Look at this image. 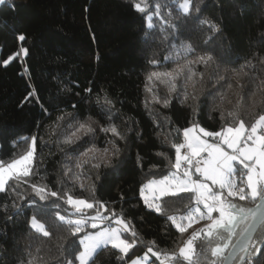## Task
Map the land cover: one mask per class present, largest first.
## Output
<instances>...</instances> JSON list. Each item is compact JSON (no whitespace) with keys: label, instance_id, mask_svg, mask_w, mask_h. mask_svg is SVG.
Returning a JSON list of instances; mask_svg holds the SVG:
<instances>
[{"label":"trees","instance_id":"obj_1","mask_svg":"<svg viewBox=\"0 0 264 264\" xmlns=\"http://www.w3.org/2000/svg\"><path fill=\"white\" fill-rule=\"evenodd\" d=\"M180 2L7 0L0 5V159L19 157L28 149L31 137L36 136L38 175L33 181L43 177L40 182L54 191L72 189L75 197L104 201L110 209L122 212L139 234L136 247L129 253L131 258L145 253L150 241H155L154 250L161 252L175 251L182 246L181 241L187 234L180 237L165 216L150 211L140 196V188L148 180L160 179L175 171L169 163V158L175 159L171 143L182 141L184 128L196 123L207 130H219L225 123L219 111L214 110L219 94L210 95L216 91L215 79H209L211 70L205 73V86L195 105L191 99L181 102L183 90L179 96H169L163 85L149 84L148 74L176 69L179 45L191 40L198 52L207 51L216 58L218 71L229 78L234 89L237 73H247L240 78L245 97L264 81V63H261L264 0H192L189 16H183L179 10ZM137 3L147 5L152 15L154 28L147 41L146 16L135 10ZM157 5L159 14L155 12ZM196 7L200 8L199 13ZM199 20L216 24L220 31L209 33L208 26ZM169 22L179 24L178 34L168 28ZM208 34L213 35V40L204 44ZM20 35L25 36L24 41L18 39ZM21 48L28 49L27 56H16L6 66L2 63ZM170 55L173 58L166 60ZM150 60L157 61V65L150 64ZM196 71L205 70L203 66H196ZM146 85L161 100L168 97L170 106L164 108L150 102L152 93L146 91ZM187 91L191 94V87ZM229 96L235 99L231 93ZM105 98L111 103L105 104ZM146 101H149L147 106ZM261 114L264 108L241 113L248 125ZM59 116L65 117L61 123L66 131H71L72 125L92 124L97 129L95 139L84 137L72 146L59 144L50 134ZM109 123L115 124L124 136L123 140L116 141L120 155L112 157V167L102 165L99 170H91L92 179L84 181V189L73 186L63 174L64 165H74L75 157L93 145L100 149L110 147L106 144L108 137L99 131L100 126L106 127ZM236 166L238 175L245 171L241 165ZM97 172L99 179H96ZM9 183L15 187L14 182ZM18 191L28 199L33 198L26 185H21ZM14 202L20 208L19 215ZM234 202L246 208L255 206L250 200ZM59 203L63 214L73 211L62 201ZM163 206L168 214H184L195 204L191 193H181L177 197H165ZM33 212L27 201H21L11 190L0 193V264H22L31 258L30 252L36 255L40 240L28 226ZM38 218L56 231L48 216L38 214ZM203 223L206 222L194 227L199 228ZM245 226L236 227L231 244L240 239ZM124 236L132 239L130 234ZM253 239H264V224L259 225ZM215 243L224 241H214L213 246ZM195 246L194 260L199 259L200 264H213V261L220 264L210 250H204L205 240H197ZM228 251L231 247L225 250V255ZM39 255L47 258L46 246ZM243 255L240 252L233 264H240ZM258 259L264 264V253ZM96 264H124V261L117 259L115 250H109L98 257ZM180 264L186 262L180 258Z\"/></svg>","mask_w":264,"mask_h":264},{"label":"snow or ice","instance_id":"obj_2","mask_svg":"<svg viewBox=\"0 0 264 264\" xmlns=\"http://www.w3.org/2000/svg\"><path fill=\"white\" fill-rule=\"evenodd\" d=\"M6 3L7 0H0V5ZM178 7L183 16H189L193 9L192 0H182ZM134 8L146 16L147 41L150 31L154 28L152 15L149 14L147 5L137 3ZM195 11L199 13L200 8L196 7ZM155 12L159 14V5L156 6ZM199 23L206 24L209 33L220 31L216 24L208 20H199ZM167 26L178 34V23L169 22ZM18 39L24 41L25 36L20 35ZM212 40L213 35L208 34L203 43L208 44ZM21 54L27 56L28 49L21 48L15 56L10 55L2 63L6 66ZM172 58L171 55L165 57L166 60ZM181 59L183 63H179ZM149 63L155 66L158 62L150 60ZM177 63L178 67L172 71L150 72L147 77L149 84L158 82L167 89L169 96H179L183 90L181 102L186 103L191 99L195 105L205 86V73L211 70L209 79H215L216 91L210 95L219 94V101L214 105V110L219 111L221 120L225 122L219 130H207L196 123L184 128L182 141L173 140L171 143L175 159L173 161L169 158V163L175 171H170L163 179L149 180L140 188V196L150 211L165 216L166 222H170L180 237L187 234L186 239L181 241L182 246L175 251L161 252L154 250L157 245L155 241H150V246L143 256L134 259L129 257V253L137 245L139 234L131 221L124 218L122 212L117 213L114 208L110 209L104 201L75 197L72 195V189L54 191L46 183L40 182L43 177L37 182L33 181V177L38 175L35 166L37 137L33 136L28 149L19 157L7 161L0 159V193L11 190L21 201L26 200L28 206L34 209L28 226L40 240V246L36 248V255L30 252L31 258L22 264H51L52 261H55V264H96L98 257L109 250H115L117 259L124 261V264H128L129 260L130 264H180V258L186 264H200L199 259H193L197 255L195 242L199 239L206 241L204 250H210L211 256L218 258L220 264H233L240 252L244 253L240 256V264H260L258 257L264 253V239L254 241L253 237L258 226L264 224V114L248 125L241 113L264 108V81L245 97L241 91L243 84L240 83V78L247 73H237L234 89L229 78L218 71L216 58L207 51L198 52L191 40L179 45ZM261 63H264V58ZM196 66H203L205 71L197 72ZM189 87L192 89L191 94L187 91ZM225 89L228 91H224ZM146 91L152 93L150 102L160 104L164 108L170 106L171 100L168 97L161 100L153 92V88L147 85ZM229 93L235 97L234 100L230 98ZM97 102L99 103V100ZM104 103L111 102L105 98ZM147 103L149 101H146V106ZM64 119V116L57 117L56 123L51 126L50 134L57 138L59 144L72 146L84 137L95 139L97 129L92 124L85 122L72 125L71 131H66L61 123ZM99 131L108 137L106 144L110 147L100 149L93 145L75 157L74 165H64L63 174L73 186L78 185L84 189V181L92 179L89 175L91 170H99L102 165L112 167V157L120 155L121 150L116 141L123 140L124 136L118 127L109 123L106 127L100 126ZM165 139H168V136ZM64 150L62 147L61 151ZM236 163L245 170L242 174L238 175ZM193 175L197 178L193 179ZM99 178L97 172L96 179ZM10 181L14 182L15 187ZM21 185L31 189L32 199L18 191ZM91 190L94 194V183ZM146 191L153 192L151 202L145 195ZM181 193H191L195 207L189 208L184 214H168L163 206L164 198L177 197ZM236 200H250L255 206L246 208L235 203ZM60 201L73 211L63 214ZM13 207L17 208L19 215L20 208L15 202ZM38 214L48 216L56 231L41 221ZM202 221L206 223L199 228L194 227ZM240 224L246 226L236 244H231V236ZM59 229L65 231L60 232ZM125 233H129L132 239L125 238ZM225 233L228 234L227 237ZM214 241L224 243H215L213 246ZM45 246L47 258L39 255ZM229 247L232 250L225 255V250ZM213 264H216V261H213Z\"/></svg>","mask_w":264,"mask_h":264},{"label":"rangeland","instance_id":"obj_3","mask_svg":"<svg viewBox=\"0 0 264 264\" xmlns=\"http://www.w3.org/2000/svg\"><path fill=\"white\" fill-rule=\"evenodd\" d=\"M22 57H25L23 54H22ZM238 163H236L235 164V167L237 168V165ZM242 170H244V169H242ZM194 172V171H193ZM197 177H196V175H193V179H196ZM160 179H163V178H160ZM160 179H153V180H160ZM149 181V180H148ZM147 181V182H148ZM147 182L145 183V184H147ZM144 184V185H145ZM145 195H147L148 197H149V200H150V202H151V199H152V196H153V192L152 191H146V193H145ZM157 195H158V193H157ZM201 208H203V206L201 205L200 206ZM214 215H217V214H214ZM89 231H91V229H89ZM126 234H129V233H126ZM125 237V236H124ZM145 253H143L141 256H143ZM150 255V254H149ZM137 257V256H136ZM136 257H134V258H136ZM134 258H132V259H134ZM153 259V258H152Z\"/></svg>","mask_w":264,"mask_h":264},{"label":"built area","instance_id":"obj_4","mask_svg":"<svg viewBox=\"0 0 264 264\" xmlns=\"http://www.w3.org/2000/svg\"><path fill=\"white\" fill-rule=\"evenodd\" d=\"M183 170V168L181 169V171ZM193 171H194V169H193Z\"/></svg>","mask_w":264,"mask_h":264},{"label":"water","instance_id":"obj_5","mask_svg":"<svg viewBox=\"0 0 264 264\" xmlns=\"http://www.w3.org/2000/svg\"><path fill=\"white\" fill-rule=\"evenodd\" d=\"M259 227V226H258ZM232 250V249H231Z\"/></svg>","mask_w":264,"mask_h":264}]
</instances>
